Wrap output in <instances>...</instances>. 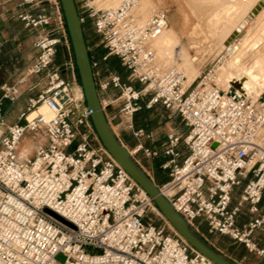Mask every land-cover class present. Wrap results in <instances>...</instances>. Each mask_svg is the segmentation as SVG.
Listing matches in <instances>:
<instances>
[{"label": "built area", "instance_id": "built-area-1", "mask_svg": "<svg viewBox=\"0 0 264 264\" xmlns=\"http://www.w3.org/2000/svg\"><path fill=\"white\" fill-rule=\"evenodd\" d=\"M139 1L101 9L94 0H74L82 24L98 38L94 45L106 49L102 61L117 57L132 81L109 72L95 81L98 95L109 88L119 91L118 112L134 137L144 135L133 124L143 107L160 104L176 113L188 131L183 137L167 135L163 154L168 160L162 168L170 179L159 186L161 193L200 236L204 225L209 234L227 236L264 260V243H259L264 236V102L229 98L218 79L240 40L224 47L194 87H185L184 75L159 64L152 45L167 13L158 9L141 23L135 14ZM19 18L38 31L37 55L18 82L1 86L0 264H215L177 233L146 220L153 202L99 142L81 87L64 77L73 70V59L53 65L59 44L68 48L69 43L62 12ZM2 46L0 39V52ZM90 61L92 69L99 66L94 55ZM41 74L46 85L7 125L4 101L16 102L25 78ZM26 136L37 143L31 156L21 155ZM180 142L188 154L179 164ZM139 150L156 154L141 144ZM245 204L251 218L240 223ZM59 253L65 256L62 263L55 259Z\"/></svg>", "mask_w": 264, "mask_h": 264}, {"label": "rangeland", "instance_id": "rangeland-1", "mask_svg": "<svg viewBox=\"0 0 264 264\" xmlns=\"http://www.w3.org/2000/svg\"><path fill=\"white\" fill-rule=\"evenodd\" d=\"M121 1L94 0V5L101 9L114 8ZM140 3L145 14L152 9L155 11L162 9L167 13V24L160 31L161 33H158L155 42L158 60L165 68L175 67L179 69L184 75L185 87H194L202 72L234 39L240 40L241 45L238 47V52L242 51V54L238 59L240 61L237 63V67L231 69L229 65L232 61H236L233 58L220 69L219 75L223 83H221L222 86L231 77H240L245 74L256 76V81L258 80L264 86L263 0H140ZM84 36L86 38L87 34L84 33ZM88 38H92V45L98 43V38L89 27ZM94 46L88 47L93 50L98 48L106 53V49L102 45L95 46V48ZM109 57L115 62V67H111L109 64L100 66V72L103 76L109 72H117L116 66H118L124 81L131 83L128 72L121 66L119 59L115 56ZM69 58L73 59L70 42L67 48L62 41L57 47L53 65L58 66ZM64 77L67 79L74 78L76 85L80 86L75 64L72 71L64 72ZM133 85L137 88L142 87L136 82H133ZM77 92H79L78 87ZM261 92H264V87L256 90L250 97L256 99ZM13 109L11 108L9 112ZM6 115L5 122L6 120H13V114L7 113ZM91 136L94 134L92 133ZM36 144L35 140L26 136L22 143L21 155H33ZM146 220L164 227L168 233H176L154 206L148 210ZM202 238L237 264H259L261 261L256 254L246 251L242 245L235 243L227 236L208 234ZM55 259L62 263L65 256L59 253ZM261 263L264 264L263 261Z\"/></svg>", "mask_w": 264, "mask_h": 264}, {"label": "crops", "instance_id": "crops-1", "mask_svg": "<svg viewBox=\"0 0 264 264\" xmlns=\"http://www.w3.org/2000/svg\"><path fill=\"white\" fill-rule=\"evenodd\" d=\"M58 11L62 12L58 0H38L31 4L24 3L23 0H0V39L3 41L0 52V94L2 85L16 83L25 75L26 69L34 62L37 55V50L33 46V43L38 35V31L25 27L19 15L22 13H30L32 15L45 13L54 16ZM86 34V43L92 47V38H88V32ZM104 64L107 65L106 63ZM93 73L95 81L104 77L100 72V64L97 68L93 69ZM45 85L46 78L44 74L25 78V81L19 86L21 95L16 102L10 104L4 101L3 103L5 118H7V113L14 115L13 120H6L7 125L17 119L18 114L27 106L28 99L35 97ZM118 95L119 91L113 88L99 93L103 111L112 131L119 141L130 151L144 172L158 186H162L170 179L169 170L162 168V164L168 160V157L163 154V146L167 135L173 133L183 137L186 135L188 128L176 113L164 108L160 104H154L150 108L143 107L141 111L134 114V127L142 129L144 132V135L141 137H134L131 131L125 128V120L118 112L120 102ZM11 108L14 109L9 112ZM1 131H5V128H1ZM139 144L152 152H156V154L146 155L142 150L135 152ZM177 150L179 152L178 163L180 164L188 154V150L182 142L178 144ZM236 199L237 191L234 194L232 204H235ZM241 212L239 222H247L251 218V215L246 204L243 205ZM208 234L206 227L203 225L201 237ZM259 243L260 245L264 243V236L262 234L259 235ZM262 261L264 262L261 259L259 264H263L261 263Z\"/></svg>", "mask_w": 264, "mask_h": 264}, {"label": "water", "instance_id": "water-1", "mask_svg": "<svg viewBox=\"0 0 264 264\" xmlns=\"http://www.w3.org/2000/svg\"><path fill=\"white\" fill-rule=\"evenodd\" d=\"M65 22L72 50L79 84L86 107L90 111V121L101 144L114 161L141 187L154 204V207L170 224L175 232L196 252L215 264H237L206 242L190 226L186 218L175 210L172 203L161 193L159 186L144 172L130 151L119 141L105 116L98 95L89 48L85 40L83 24L74 0H58ZM225 94L234 100L248 97L239 80L231 79L225 83ZM256 98L264 102V92ZM55 219L68 224L63 218L46 209Z\"/></svg>", "mask_w": 264, "mask_h": 264}, {"label": "bare ground", "instance_id": "bare-ground-1", "mask_svg": "<svg viewBox=\"0 0 264 264\" xmlns=\"http://www.w3.org/2000/svg\"><path fill=\"white\" fill-rule=\"evenodd\" d=\"M263 2H264V0H263ZM120 4V3H119ZM118 4V5H119ZM117 5V6H118ZM116 6V7H117ZM258 6V5H257ZM259 7V6H258ZM115 8V7H114ZM154 9H152L151 11H149L147 14H145L144 13V10L142 9V4L140 3V1H139V5H138V7L136 8V10H135V14H138L139 16H140V19H141V23H144L146 20H147V18H148V16L151 14V13H153V12H155V10L153 11ZM157 11V10H156ZM150 13V14H149ZM147 15V16H146ZM167 24V23H166ZM160 31H162V29L161 30H159L158 31V33H161ZM157 36H158V34L156 35V37L153 39V42H152V45H153V47H154V49H155V52H156V54H157V50H156V47H155V42H156V38H157ZM238 50H239V48L238 47H236L235 49H233L231 52H230V58H229V60L231 61L233 58H235V59H233V60H236V61H232V63L231 64H229L230 66H231V69L234 67H237L238 66V64L237 63H239V61L240 60H238L239 59V57H240V55L242 54V51H239L238 52ZM157 57H158V55H157ZM228 60V61H229ZM227 61V62H228ZM158 62H159V64H160V61L158 60ZM226 62V63H227ZM225 64V63H224ZM223 64V65H224ZM223 65H221L220 66V68H219V71H220V69L222 68V66ZM230 66H228V67H230ZM228 67H227V69H228ZM173 68H175V67H173ZM177 69V68H176ZM179 70V69H178ZM180 71V70H179ZM230 71V70H229ZM218 75H219V73H218ZM218 79H219V85L222 83L221 82V77H220V75L218 76ZM231 79H236V80H239L240 81V84L242 85V89H243V91H244V93H247V95H248V97H250L253 93H255L256 92V90H259V89H262V87H264L263 86V84L261 83V82H259L258 80L256 81V76H253V75H249V74H245V75H242V76H240V77H235V76H233V77H231ZM230 79V80H231ZM230 80H227V81H230ZM184 83H185V79H184ZM223 84V83H222ZM222 84L220 85V86H222ZM184 86H185V84H184ZM225 88H226V86H225V84H224V86H222V89H224L225 90ZM82 91V90H81ZM79 93L80 92H77V94L79 95ZM257 94H258V92H257ZM253 96H255V95H253ZM252 97V96H251ZM40 110L42 111V112H47V109H46V107L45 106H42L41 108H40ZM170 225V224H169ZM171 227V226H170Z\"/></svg>", "mask_w": 264, "mask_h": 264}, {"label": "trees", "instance_id": "trees-1", "mask_svg": "<svg viewBox=\"0 0 264 264\" xmlns=\"http://www.w3.org/2000/svg\"><path fill=\"white\" fill-rule=\"evenodd\" d=\"M86 27L88 28V25L83 24L84 33L88 32V29ZM103 54H104V50H100L98 48H95L93 51H89L90 58L92 55H94L99 60L100 66H102V65H104V63H106L107 65L109 64L111 67H115V62L113 61V59L111 57H109L106 61H102L101 58H102ZM116 70L120 74L122 79L124 80V77L121 73V69L118 66H116Z\"/></svg>", "mask_w": 264, "mask_h": 264}]
</instances>
